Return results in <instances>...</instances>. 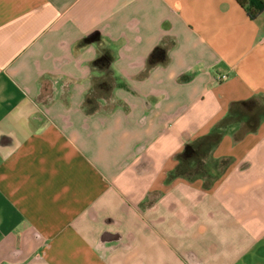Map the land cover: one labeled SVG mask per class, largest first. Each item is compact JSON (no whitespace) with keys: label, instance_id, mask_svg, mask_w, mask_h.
Wrapping results in <instances>:
<instances>
[{"label":"crops","instance_id":"crops-1","mask_svg":"<svg viewBox=\"0 0 264 264\" xmlns=\"http://www.w3.org/2000/svg\"><path fill=\"white\" fill-rule=\"evenodd\" d=\"M0 264H264V11L0 0Z\"/></svg>","mask_w":264,"mask_h":264},{"label":"trees","instance_id":"trees-1","mask_svg":"<svg viewBox=\"0 0 264 264\" xmlns=\"http://www.w3.org/2000/svg\"><path fill=\"white\" fill-rule=\"evenodd\" d=\"M245 9L251 19L257 18L264 11V0H235Z\"/></svg>","mask_w":264,"mask_h":264},{"label":"built area","instance_id":"built-area-1","mask_svg":"<svg viewBox=\"0 0 264 264\" xmlns=\"http://www.w3.org/2000/svg\"><path fill=\"white\" fill-rule=\"evenodd\" d=\"M220 78H221V79H227V78H228V75H227V74L221 75Z\"/></svg>","mask_w":264,"mask_h":264}]
</instances>
